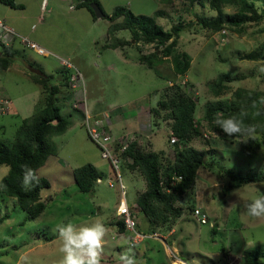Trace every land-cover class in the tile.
I'll return each instance as SVG.
<instances>
[{"label": "rangeland", "instance_id": "374dc122", "mask_svg": "<svg viewBox=\"0 0 264 264\" xmlns=\"http://www.w3.org/2000/svg\"><path fill=\"white\" fill-rule=\"evenodd\" d=\"M44 1L17 0L24 4V9L5 8L8 18L22 24L10 25L16 32L12 39L17 53L13 64L0 70V95L13 103L11 113L0 114V138L13 141L23 119L32 117L46 105L47 93L42 84L33 80L30 66L49 76L46 81L49 88L58 86L57 104L69 118L70 126L63 134L52 136L57 152L38 170L39 176L51 182V187L42 192L47 202L43 214L35 220H26L27 212L15 206L16 199L0 191V264H62L56 225L96 220L105 225L104 242L110 244V248L104 246L103 264H116L119 253L113 250L114 242L120 241L117 245L122 252L130 243L129 233L116 237V224L109 225L116 221L122 199L119 186L112 188L108 184L109 180L117 183L115 173L88 134L85 112H92L91 104L95 102L92 107L97 104L102 115H91L103 120L117 145L137 140L145 150H164L166 157L173 160L171 120L165 110L156 114L154 109L178 84L197 101L196 120L204 133L191 144L210 153L198 170L195 184L178 202L183 212L172 224L176 232L170 237L171 258L165 252L147 247L164 249L161 240L165 239L168 228L156 229L160 240L151 236V226L137 206L133 207L146 182L138 169L132 170L123 162L121 172L127 187V202L133 207L139 230L148 235L134 248L138 264H184L180 259L187 264H246L243 250L264 244V216L253 217L246 210L248 203L264 193V181L241 184L224 171L264 174V147L254 156L242 154L240 141L247 138L229 137L212 129L204 115L208 104L220 99L231 101L240 87L264 91V74L257 71L264 63V20L248 24L245 31L224 28L214 32L202 28L197 18V15H216L209 0L194 3L100 0L108 14L119 5L135 14L149 16L162 9L157 21L165 29L170 30L181 22L179 48L189 52L193 62L186 75L177 76L170 59L155 68L141 63L140 48L149 53L155 50V45L140 41L138 46L128 29H120L115 35L131 43L122 48L107 47L111 42L110 20L95 19L87 8L76 7L77 0H46L45 10ZM257 4L262 12L264 3ZM237 9L236 3H228L224 8L227 13ZM22 37L37 43L47 53H38ZM4 43L0 39V50ZM223 72L236 79L224 93L217 95L212 83ZM212 148L215 150L211 151ZM87 163L97 166L103 178L96 182L93 191L85 193L75 183L73 171ZM8 170L7 165L0 166V181ZM192 207L207 212L209 223H201ZM213 226L217 228L216 234Z\"/></svg>", "mask_w": 264, "mask_h": 264}, {"label": "trees", "instance_id": "16d2710c", "mask_svg": "<svg viewBox=\"0 0 264 264\" xmlns=\"http://www.w3.org/2000/svg\"><path fill=\"white\" fill-rule=\"evenodd\" d=\"M163 1L166 3L173 0ZM188 1L194 3L196 0ZM0 2L13 8H24L17 3V0H0ZM257 2L264 3V0H209L216 15H197L198 23L202 28L214 32L224 28L245 31L248 24H259L264 20V10L260 11ZM92 3H98L106 13L105 17L111 22L109 29L111 42L106 45L107 47L122 48L131 43L130 40L115 35L120 29H128L137 45L140 41L155 45V50L149 53H144L140 48L141 63L155 68L170 59L177 76H184L189 72L193 58L189 52L179 48V39L183 31L181 22L173 25L170 30L165 29L157 21V17L163 13L162 9L157 10L154 16H149L135 14L130 8L119 5L108 14L100 0H77L76 7L87 8L96 19L91 7ZM228 3H236L237 11L227 13L224 8ZM120 18L122 20L117 21ZM1 46L3 53L0 56V70H6L13 64L17 50L13 45L4 43ZM32 77L35 82L44 86L47 93L45 107L32 117L23 119L13 141L8 142L0 138V166L9 167L0 181V191L16 199L15 206L27 212L26 220L37 219L47 208L42 192L51 187V182L46 177L39 176L38 170L46 164L51 155L57 152L52 136L63 134L70 126L69 118L62 114L57 104L58 86L49 88L46 83L49 76L32 73ZM235 79L227 72L221 73L212 83L214 92L217 95L224 93L230 87L229 83ZM262 98L264 91L240 87L234 92V99L231 101L220 99L208 104L205 120L212 129L223 132L214 123L216 114L221 113L225 118L239 117L243 108L246 112V116L242 117L244 123L255 124L257 131L255 139L240 141L239 151L254 156L264 147V103L260 102ZM160 110L166 111V115L171 120V136L177 139L173 142L175 145L173 160L166 157L164 150H145L137 140L128 143L127 149L122 153L124 162H127L132 170L138 169L146 180V189L137 197V207L151 226V233H155L158 227L171 230L173 222L181 217L183 208L178 202L195 184L198 170L204 165L206 155L210 153L191 144L195 138L202 137L204 133L196 120L197 101L183 89L181 84L174 87L167 97L159 100L154 112L159 114ZM214 150L212 148L211 151ZM24 165L34 169L39 176V183L34 184L30 190H25L21 185ZM224 172L233 180H239L241 184L264 181V174L239 175L231 169ZM73 177L80 191L88 193L94 190L96 182L99 178H103V174L93 163H87L77 167L73 171ZM192 210L194 211L195 207H192ZM117 224L119 230L123 232L124 225L119 221ZM212 231L214 234L217 233L216 226H213ZM223 251L226 253L225 247ZM242 259L246 264H264V244L245 248Z\"/></svg>", "mask_w": 264, "mask_h": 264}, {"label": "clouds", "instance_id": "9594fccd", "mask_svg": "<svg viewBox=\"0 0 264 264\" xmlns=\"http://www.w3.org/2000/svg\"><path fill=\"white\" fill-rule=\"evenodd\" d=\"M257 71L264 74V63L258 66ZM260 102L264 103V98ZM244 116H246V112L243 108L239 117L229 116L225 118L223 114L217 113L214 123L229 137L255 139L257 126L255 124H245L242 119ZM38 183L39 176L36 171L24 165L22 187L25 190H30L34 184ZM246 210L250 216H264V193L248 203ZM106 231L105 225L99 220L79 225L72 222L57 224L55 233L57 239L61 241L62 264H103ZM134 248L135 245L129 243L118 254L116 264H138Z\"/></svg>", "mask_w": 264, "mask_h": 264}, {"label": "built area", "instance_id": "2783aa9c", "mask_svg": "<svg viewBox=\"0 0 264 264\" xmlns=\"http://www.w3.org/2000/svg\"><path fill=\"white\" fill-rule=\"evenodd\" d=\"M46 0L43 3V8L46 9ZM16 34L15 30L6 25L4 20L0 18V39L4 40L8 35H12L14 37ZM24 43H26L29 47L36 50L40 54H46V50L39 46L37 43L31 41L27 37H22ZM170 84L173 85L172 82ZM2 93V91L0 92ZM13 109V103L7 97H3L0 95V114L11 113ZM84 125L88 131L89 136L93 141H95L101 149V154L103 158L109 160L116 177L117 183L109 180L108 184L110 187L114 188L119 186L120 190V198L122 199L117 208V216L118 221L124 225V228L127 233H129L130 243L135 246L142 243L146 238L147 234L142 233L139 228L137 221L135 220L133 207L128 204L126 201V191L127 187L124 183L121 167L123 165L124 159L122 157V153L127 149L128 143H120L116 144L115 137L112 136L110 131L105 127V123L102 119L93 118L88 110L85 112ZM105 124V125H104ZM176 137H172V141L175 142ZM118 146V147H117ZM101 179H98L100 181ZM137 204L134 206L136 207ZM194 214L203 224L209 223V214L204 212L199 207L195 208ZM152 237H160L157 232L151 233ZM228 264H232V262H228Z\"/></svg>", "mask_w": 264, "mask_h": 264}, {"label": "crops", "instance_id": "0c3cea01", "mask_svg": "<svg viewBox=\"0 0 264 264\" xmlns=\"http://www.w3.org/2000/svg\"><path fill=\"white\" fill-rule=\"evenodd\" d=\"M18 4H21V5H23V7H24V4L22 3V2H17ZM13 8V7H11V6H7V5H5V4H3V3H1L0 2V18H2L3 20H4V22H5V24L6 25H8V26H10L11 24H14V25H16L17 27H20L21 26V24H22V22L21 21H17V20H15V19H13V17H14V15H12V19L13 20H11L10 18H8L7 16H6V9L5 8ZM82 8H85V7H82ZM13 9H24V8H13ZM44 9V8H43ZM45 10V9H44ZM2 15V16H1ZM11 27V26H10ZM13 36L12 35H8L7 37H6V39H4L3 41L4 42H6L5 44H7V45H13V47H14V43H13ZM15 48V47H14ZM93 103H95V102H93ZM92 103V104H93ZM92 104H91V108H92V112H90V114H92V115H95V116H97V115H102L101 113L102 112H98V108H97V104H94V106L92 107ZM89 111V110H88ZM131 131V130H130ZM97 167V166H96ZM98 168V167H97ZM99 169V168H98ZM103 174V173H102ZM74 178V177H73ZM144 178V177H143ZM144 180H145V178H144ZM145 182H146V180H145ZM146 189V185H145V188H143L142 190H140L139 192H138V194L137 195H139V193H141V192H143L144 190ZM138 197V196H137ZM137 199V198H136ZM126 201H127V199H126ZM137 204V203H136ZM135 205H133V207H134ZM116 219V221H112V222H110L111 224H109V225H112V224H116L115 226L116 227H114L115 228V230H116V237H119L120 235H122V234H124V233H126V234H128L127 232H126V230H124L123 232H121L120 230H119V226H118V216H117V214H116V217H115ZM156 232L158 233V234H160V232H158L157 230H156ZM175 232H176V230H175V228L174 227H172V229L171 230H168V233H167V235H164L163 236V238H165V239H162L161 240V242H162V244L164 245V249H160V248H154V247H156V246H153V247H151V246H148L147 245V247H149V248H151V249H153V250H155L156 251V249L157 250H159V253H161L162 252V254L165 252L166 253V256H168V258H171L170 257V255H172V253H173V251H172V248L170 247L172 244L170 243V241H171V239H170V237L171 236H173L174 234H175ZM161 236H162V234H161ZM106 238V237H105ZM104 238V239H105ZM155 239H157V240H160V239H158V238H156V237H154ZM115 241H117V238L115 239ZM145 241V240H144ZM143 241V242H144ZM118 243H120V241H117V242H114V246H113V250L115 251H117L118 253H120L121 252V248H120V246L119 245H117ZM116 244V245H115ZM105 245H107V246H109V248H110V244H107V242H104V246ZM158 245V244H157ZM136 249H134V251H135ZM140 252H145V251H140ZM146 254H148V253H145V255ZM113 255V254H112ZM149 261H147V262H150L151 263V259H148ZM180 261H182V262H184V264H187V262H185L184 260H181L180 259ZM170 263V262H169ZM169 263H166V264H169Z\"/></svg>", "mask_w": 264, "mask_h": 264}, {"label": "water", "instance_id": "95a60500", "mask_svg": "<svg viewBox=\"0 0 264 264\" xmlns=\"http://www.w3.org/2000/svg\"><path fill=\"white\" fill-rule=\"evenodd\" d=\"M91 7L93 8L95 16L97 18H103L106 16V13L98 3H92ZM2 53H3L2 50H0V56L2 55ZM30 70L37 75L46 76L41 69L30 66Z\"/></svg>", "mask_w": 264, "mask_h": 264}]
</instances>
